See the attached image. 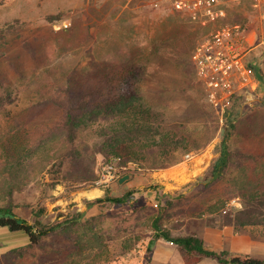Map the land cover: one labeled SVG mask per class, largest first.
Instances as JSON below:
<instances>
[{
	"label": "rangeland",
	"instance_id": "1",
	"mask_svg": "<svg viewBox=\"0 0 264 264\" xmlns=\"http://www.w3.org/2000/svg\"><path fill=\"white\" fill-rule=\"evenodd\" d=\"M232 9V18L214 21L179 11L169 0H0V162L7 163L0 166V202L11 184L18 215L31 223H65L44 247L4 264H185L170 240L150 248V217L169 200L175 205L162 222L173 235L203 236L231 257L264 256V227L223 226L221 214L230 208L234 216L245 193L264 189V31L246 42L255 89L214 99L191 60L198 42L222 24L249 25L253 18L264 29V0H241ZM56 15L61 18L53 20ZM129 68L141 76L124 86ZM63 88L96 93L103 105L73 152L61 125L64 109L48 102ZM125 104L151 111L170 136L172 165L142 167L162 162L158 151L136 161L94 153L105 115ZM227 132L232 165L222 181L209 184ZM24 145L29 153L20 152ZM47 149L50 160L39 157ZM114 157L119 176L105 181ZM129 189L125 204L97 202ZM234 198L242 207L230 206ZM29 242L26 231L0 225V259Z\"/></svg>",
	"mask_w": 264,
	"mask_h": 264
},
{
	"label": "trees",
	"instance_id": "2",
	"mask_svg": "<svg viewBox=\"0 0 264 264\" xmlns=\"http://www.w3.org/2000/svg\"><path fill=\"white\" fill-rule=\"evenodd\" d=\"M59 18H61L60 15L52 17L53 20ZM139 76H141V73L137 69L129 68L122 76L121 83L124 86L126 83H136V79ZM257 76L262 78L263 75L260 70L257 71ZM123 99L126 100V98ZM48 102L64 109L61 125L66 133L65 140L72 145V152L76 148L75 144L80 133L87 127V122L93 121L94 115L99 116L103 113V105L96 93L77 94L72 92L71 88H63L58 95L49 98ZM138 115L144 116V119L141 120ZM104 119L105 125L99 131L101 141L94 144V153L104 155L107 160L113 156L124 157L125 155L130 158L129 160L136 161L145 158L147 153L158 151V154L161 153L163 155L162 162L155 159L150 165H143L142 167L161 168L172 165V159L170 158L171 148L169 147L170 136L162 132L160 125L155 124L150 110L141 107L135 108L131 104H125L118 107L113 115H105ZM20 152L29 153V147L24 145ZM38 152H42L39 154L41 158H47V156L49 158L51 153H53L49 149ZM58 152L56 155L62 154V151ZM11 157H14V154ZM233 157L234 153L229 143V132H227L222 142L221 155L212 165L210 176L208 177L209 184L222 181L225 178L228 169L232 165ZM6 164L5 161L0 162L2 167H6ZM132 192L133 189H129L122 196H107L106 198L98 199L97 202L109 200L115 204H125L128 202ZM243 200V208L237 210L234 216L229 212H221L223 215V226L234 225L239 228L264 227V189L261 188L251 193H245ZM173 202L169 200L168 205L161 206L155 215L150 217V225L154 231L150 248L158 239L164 238L178 245L185 264H198L206 258H212L219 264H264V258L257 257L250 252L231 257L226 249H212L209 242L203 236L197 234L173 235L162 222L165 217L171 214V207L175 205ZM94 203L96 201L92 204ZM224 206L225 201L220 204V208ZM16 207L13 187L8 184L7 195L0 202V225L8 226L14 231H26L30 236V242L26 246L6 252L2 257L3 260L0 259V264H4L5 260L24 257L35 248L44 247L47 238L51 234L58 233L64 228L65 223L63 221L54 223L37 221L36 223H31L17 214L15 211ZM212 222L215 223L216 218H212Z\"/></svg>",
	"mask_w": 264,
	"mask_h": 264
},
{
	"label": "built area",
	"instance_id": "3",
	"mask_svg": "<svg viewBox=\"0 0 264 264\" xmlns=\"http://www.w3.org/2000/svg\"><path fill=\"white\" fill-rule=\"evenodd\" d=\"M169 1L179 11L202 13L214 21L227 17V10L221 6L222 0ZM248 29V24H222L198 42L193 50L192 64L212 98H229L247 86L253 89L257 87L258 82L252 77L245 61ZM117 159L114 157V161L107 164L105 181L118 178ZM229 204L235 208L242 207V202L237 198ZM229 209L225 208L224 212L228 213Z\"/></svg>",
	"mask_w": 264,
	"mask_h": 264
},
{
	"label": "crops",
	"instance_id": "4",
	"mask_svg": "<svg viewBox=\"0 0 264 264\" xmlns=\"http://www.w3.org/2000/svg\"><path fill=\"white\" fill-rule=\"evenodd\" d=\"M238 2H241V0H222V4H227V6L226 7H224L225 9H227V13H228V15H227V18L229 19V18H232V16H230L229 15V13H231V11L233 10L232 9V7H235V6H237V3ZM251 24V25H250ZM250 27H249V29H248V40H249V38L250 39H256V38H258L259 37V34H260V32H263L264 31V29L262 28V30L258 27V24L257 23H255V20L252 18V20H250ZM248 25V26H249ZM262 43V42H261ZM247 45V44H246ZM206 239V238H205ZM207 240V239H206ZM208 241V240H207ZM244 253H247V252H243L242 254H244ZM250 253H252V254H254L255 255V253L254 252H250ZM256 256V255H255ZM258 257V256H257ZM260 258H264V256L263 257H260Z\"/></svg>",
	"mask_w": 264,
	"mask_h": 264
},
{
	"label": "water",
	"instance_id": "5",
	"mask_svg": "<svg viewBox=\"0 0 264 264\" xmlns=\"http://www.w3.org/2000/svg\"><path fill=\"white\" fill-rule=\"evenodd\" d=\"M130 177V175H124L121 179H120V181L121 182H123V181H125L126 179H128Z\"/></svg>",
	"mask_w": 264,
	"mask_h": 264
},
{
	"label": "bare ground",
	"instance_id": "6",
	"mask_svg": "<svg viewBox=\"0 0 264 264\" xmlns=\"http://www.w3.org/2000/svg\"><path fill=\"white\" fill-rule=\"evenodd\" d=\"M90 191H91V190H90ZM96 193H97V192L94 191V192H91L90 195L93 196V195H95Z\"/></svg>",
	"mask_w": 264,
	"mask_h": 264
}]
</instances>
